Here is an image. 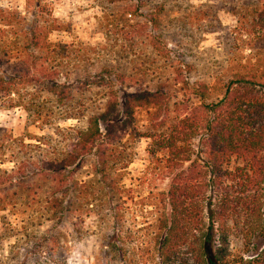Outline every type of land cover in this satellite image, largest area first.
<instances>
[{
    "label": "rangeland",
    "instance_id": "obj_1",
    "mask_svg": "<svg viewBox=\"0 0 264 264\" xmlns=\"http://www.w3.org/2000/svg\"><path fill=\"white\" fill-rule=\"evenodd\" d=\"M0 6L26 21L40 6L39 20H55L57 28L47 37L65 48L53 64L74 104H103L107 89L92 84L89 91L82 90L83 81L94 74L98 76L92 81L103 80L114 91L119 110L122 91L164 87L171 97L166 109H134L116 143L126 162L112 171L121 190H103L93 157L86 156L67 179L66 185L72 180L77 187L84 185L65 214L54 215L49 207L50 184L44 177L29 176L17 187L12 162L0 163V201L5 204L0 210V264H149L146 249L171 176L165 152L156 150L149 135L160 136L167 129L165 119L198 105L184 81L203 83L209 101L236 73L259 75L264 70V0H0ZM108 79L116 80L110 84ZM181 100L184 104L177 106ZM53 118L52 124L41 125L31 123L21 107L0 108V131L25 143L48 134L55 147L60 138L52 133L54 126L83 125L82 118ZM197 139L192 140L191 157L200 160ZM242 164L234 156L225 167ZM113 227L119 234L118 253L108 244ZM230 248L240 252L241 240L233 238Z\"/></svg>",
    "mask_w": 264,
    "mask_h": 264
},
{
    "label": "trees",
    "instance_id": "obj_2",
    "mask_svg": "<svg viewBox=\"0 0 264 264\" xmlns=\"http://www.w3.org/2000/svg\"><path fill=\"white\" fill-rule=\"evenodd\" d=\"M32 13L26 21L17 11L0 6V108L21 107L31 123L52 124L56 116L61 121L82 118L83 125L54 126L52 133L60 138L55 147L48 134L34 136L37 143H25L22 137L0 131V163L12 162L17 187L29 176L49 181V207L54 215H61L70 212L69 203L80 197L79 186L84 182L78 187L73 180L66 182L86 156L93 157V170L103 190H121L112 171L126 162L121 161L116 143L134 109H166L171 97L164 87L122 91L119 110L114 91L103 80L92 81L98 76L94 74L83 81L82 90L89 91L92 84L104 87L103 104H74L73 94L67 83L58 80L60 71L53 64L65 48L47 37L57 28L55 20H39L40 6ZM184 83L198 105L165 119L167 129L160 136L149 135L156 150L165 152L171 174L164 209L154 221L146 249L149 264H264V243L256 244L264 242V70L259 75L236 73L221 85L220 95L209 101L203 83ZM195 137L203 154L200 160L191 157ZM234 156L243 164L227 169ZM184 162H188L185 167ZM4 208L1 203L0 210ZM112 218L116 219L115 212ZM112 229L108 244L118 253L119 234ZM233 238L241 240L240 252L231 250Z\"/></svg>",
    "mask_w": 264,
    "mask_h": 264
}]
</instances>
